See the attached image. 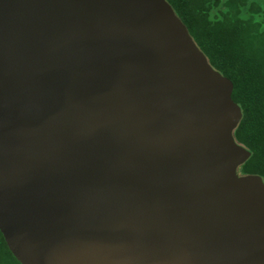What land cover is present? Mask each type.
I'll return each mask as SVG.
<instances>
[{"label": "water", "instance_id": "1", "mask_svg": "<svg viewBox=\"0 0 264 264\" xmlns=\"http://www.w3.org/2000/svg\"><path fill=\"white\" fill-rule=\"evenodd\" d=\"M233 83L167 0H0V232L20 264H264Z\"/></svg>", "mask_w": 264, "mask_h": 264}, {"label": "trees", "instance_id": "2", "mask_svg": "<svg viewBox=\"0 0 264 264\" xmlns=\"http://www.w3.org/2000/svg\"><path fill=\"white\" fill-rule=\"evenodd\" d=\"M167 1L213 68L232 81L242 111L235 139L251 153L239 172L264 180V0Z\"/></svg>", "mask_w": 264, "mask_h": 264}, {"label": "flooded vegetation", "instance_id": "3", "mask_svg": "<svg viewBox=\"0 0 264 264\" xmlns=\"http://www.w3.org/2000/svg\"><path fill=\"white\" fill-rule=\"evenodd\" d=\"M0 235H1L0 236V252L3 255V257H4V258H1V260H2L1 263L2 264H9L8 261H11V264H13L12 260H10L11 257H10L9 252H8L9 249H8L6 243H5V240H4L3 235L1 234V232H0Z\"/></svg>", "mask_w": 264, "mask_h": 264}, {"label": "rangeland", "instance_id": "4", "mask_svg": "<svg viewBox=\"0 0 264 264\" xmlns=\"http://www.w3.org/2000/svg\"><path fill=\"white\" fill-rule=\"evenodd\" d=\"M10 260H12L11 258H10ZM13 261V260H12ZM9 262V264H11V261H8Z\"/></svg>", "mask_w": 264, "mask_h": 264}]
</instances>
